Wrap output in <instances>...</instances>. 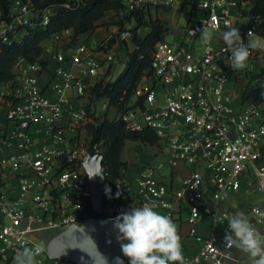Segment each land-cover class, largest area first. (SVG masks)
Wrapping results in <instances>:
<instances>
[{"label":"built area","instance_id":"built-area-1","mask_svg":"<svg viewBox=\"0 0 264 264\" xmlns=\"http://www.w3.org/2000/svg\"><path fill=\"white\" fill-rule=\"evenodd\" d=\"M47 1L8 0L7 16L3 17L0 10V42L20 43L36 21L47 26L52 10L38 7ZM66 1L63 7L70 8L89 0ZM121 1L124 12L133 15L178 2ZM187 2L190 10L183 33L172 42L163 39L154 46L149 72L139 80L122 111L92 94L102 64L80 36L68 34L65 49L51 55L56 69L47 82L42 79L45 67L38 62L19 57L13 63V79L0 87V107L5 106L3 117L10 128L2 134L4 148L0 152L8 154L0 160V264H14V257L24 247L41 246L35 233L79 227L85 220L95 219L93 209L91 214L86 212L92 204L82 165L88 154L82 138L91 141L87 128L95 125L96 119L119 121L131 133L150 130L156 135L154 147L161 159L158 164H147L138 180L136 195L143 204L167 208L171 218L180 215L181 206H186L191 226L205 217L213 228H223L221 235L212 233L200 238V252L184 264H251L248 256L236 255L235 248H225L231 218L225 205L231 197L251 189L264 199V102L242 98L243 87L264 71V42L253 34L258 47L250 50L248 66L232 69L228 64L231 53L224 51V42L214 47L212 42L197 45L196 40L204 26L217 34L237 28L242 21L239 0ZM243 28L241 36L247 44L250 30L246 24ZM69 32L73 31L68 29L52 37ZM129 39L130 30L118 33L117 40ZM110 41L111 37H106L102 45ZM97 110L102 114L97 116ZM39 123L47 128L36 129ZM67 130L76 138L66 154L68 160L59 166L58 160L65 155L63 148L69 145L64 135ZM15 146L23 149L22 156L12 154ZM89 153L102 155L103 148L90 144ZM100 170L103 173L102 167ZM164 170L168 171L167 182L156 177ZM14 182L15 194L10 195L6 187ZM118 186L124 194L125 184L120 181ZM122 212L124 209L108 210L103 219L115 220ZM247 218L264 234V208L250 207ZM123 258L129 264L128 258ZM36 264L70 263L53 261L43 249Z\"/></svg>","mask_w":264,"mask_h":264},{"label":"trees","instance_id":"trees-1","mask_svg":"<svg viewBox=\"0 0 264 264\" xmlns=\"http://www.w3.org/2000/svg\"><path fill=\"white\" fill-rule=\"evenodd\" d=\"M66 0H49L38 7H50L52 15L47 26H41L39 21L35 26L28 28L27 35L20 43L4 45L0 42V87L13 79L12 66L19 58L23 57L28 62H38L42 66V44L55 34L71 29L74 36L92 34L99 26L98 22L104 19L105 13L124 11L121 0H89L82 1L79 6L63 7ZM239 15L246 19V27L260 39H264V0H239ZM0 10L6 17L9 10L8 0H0ZM127 14V13H126ZM136 17V28L131 30L133 50L127 52L124 59L125 67L113 82L99 81L92 87V94L97 98H105L109 106L122 111L130 99L137 83L150 69L151 53L154 46L164 39L166 28L157 20L150 19L146 22L141 14H127ZM148 29V33L141 37L138 31ZM242 98L255 103L264 102V71L253 77L243 87ZM95 125L87 128L90 144L101 145L103 148L101 167L103 169L106 189L100 213L93 214L95 219L106 218L107 211L123 209L124 194L118 183L121 180V170L126 168L121 155L127 142L140 143L153 147L157 143L156 135L150 130L131 133L125 129L121 122L95 120ZM119 193V197H117ZM93 207L90 204L86 212L91 214ZM124 264H128L123 258Z\"/></svg>","mask_w":264,"mask_h":264},{"label":"clouds","instance_id":"clouds-1","mask_svg":"<svg viewBox=\"0 0 264 264\" xmlns=\"http://www.w3.org/2000/svg\"><path fill=\"white\" fill-rule=\"evenodd\" d=\"M199 31L200 40L205 45L210 44L213 34L208 27L204 26ZM192 34L195 35V31ZM218 35L226 45L224 51L231 53L228 57L230 67L234 70L245 69L251 55L250 50L258 47L252 40V31L247 34V44L236 27L221 31ZM95 175H89V178ZM119 195L117 193V197ZM113 227L118 232L117 241L120 242L121 251L128 258L129 264H184L182 238L177 225L170 216L159 213L148 204L122 212L115 218ZM224 245L229 250L236 248L242 251L250 258L251 264H264V234L242 212L235 213L230 218ZM42 252L41 246L24 247L14 257V264H36V257ZM104 260L107 264L106 259ZM115 264H124V261L116 257Z\"/></svg>","mask_w":264,"mask_h":264},{"label":"crops","instance_id":"crops-1","mask_svg":"<svg viewBox=\"0 0 264 264\" xmlns=\"http://www.w3.org/2000/svg\"><path fill=\"white\" fill-rule=\"evenodd\" d=\"M242 21H245L244 24H246V19L242 18ZM71 33L73 32L63 33L60 36H58V38L51 37V39L47 40L42 44L43 47L42 59L45 63L44 66L45 72L42 75V79L44 82H47L50 79V75L56 69V64L51 60V55L54 54L55 52H62L65 49L69 41L67 35ZM106 37L109 36H107L106 31L102 27H98L90 35L80 36V39L83 42H85V45L89 50V52H91L95 57L101 60L102 68L99 71L98 82L99 81L113 82L114 80H116V78L119 76V74L122 72V70L125 67V61H123L125 59L124 58L122 59L123 63L120 66L121 67L120 70L114 73L115 63L117 62L114 56L116 49L111 48V43L102 45ZM211 42L214 47H218L223 43V40L217 34L216 37L211 40ZM260 42H264V39H260ZM119 53L117 55H120ZM67 67H69V64L67 65ZM102 101H103L102 99L98 101L100 103L99 105L102 104ZM79 103L82 104L83 101H79ZM73 105L76 106L78 105V103L73 102ZM93 105L95 106V103H93ZM4 108H5L4 105L0 107V152L4 148L3 145L4 137L2 136V134L10 129L3 117ZM100 114H102L100 110H97V116ZM35 128L44 131L47 128V125L44 123H39L35 126ZM64 135H65V140L69 142V145L65 144V147L63 148L65 155L58 160L59 166H62L68 160V156H66V154H68V152L72 150L73 142L74 139L76 138V134L69 130L65 131ZM41 138H44V133L41 135ZM17 143L18 142H15V144ZM136 148H139L141 150L142 148H144V146L140 143L127 142L121 155L122 162L126 163V168H123L121 170V180H120L127 187V190L124 193V198L122 203L125 212L130 211L132 207H142L143 205H145L143 204L142 200L138 198V196L136 195L139 191L138 180L141 177L142 171L145 167V163L149 162L152 158H155V161L157 160V163L155 164H158L160 160L159 157H157L156 155L157 149L154 146L153 147L148 146L149 153L148 152L144 153L147 156V160H145V163H141V165L137 166L135 158L132 155V150ZM153 148L156 151L153 150ZM11 152L12 154H15V156H22L24 154L23 149L18 148L17 146H15V150ZM7 156H8L7 152H4L2 154L0 153V160L5 159ZM28 173L31 174V171L28 170ZM156 177L159 179L162 178L165 182H167L168 171L164 170L162 173L157 174ZM7 179H9V177ZM16 187L17 185L14 182L9 186H7L6 188L10 189V195H13L15 194ZM151 207H153V209L158 211L159 213L171 217L169 209L160 206H151ZM180 210H181V214L172 219L174 223L177 225L179 235L182 238L181 244H182V252L185 262L190 256L200 252L202 247V242L200 238L207 237L212 233L221 235L223 233V228H213L211 220L205 217L201 218L195 225L191 226L187 222L189 218V208L186 206H181ZM60 229L63 230L64 232L68 228H60ZM191 230H193V235H190ZM235 254L241 257L243 256V252L236 248H235Z\"/></svg>","mask_w":264,"mask_h":264},{"label":"rangeland","instance_id":"rangeland-1","mask_svg":"<svg viewBox=\"0 0 264 264\" xmlns=\"http://www.w3.org/2000/svg\"><path fill=\"white\" fill-rule=\"evenodd\" d=\"M188 0H178L176 4L172 7H155V8H147L144 13H142L143 19L148 22L150 19L159 21L166 28V35L164 36L165 41L172 42L177 35L183 33V26L187 18V14L190 10V5L187 2ZM245 21H241L237 26L240 33L243 31V27ZM98 26L104 28L107 36L111 37V48L116 49L115 52V70L114 73L120 70V66L122 65V59H124L127 55V52L133 50L134 46L129 39L128 41H119L117 40L118 33L124 30H133L136 28V17L128 16L123 10L119 12H106L104 19L98 22ZM213 34V38L216 37L217 33L212 30H209ZM148 33V29L141 28L138 31V34L141 37H144ZM200 37V36H199ZM197 38L196 44L200 45V38ZM120 52V53H119ZM120 55H117V54ZM124 61V60H123ZM82 145L85 151L89 154L90 149V139L85 137L82 138ZM144 148L141 150L139 148L132 150V155L135 158L137 166L141 165V163H145L147 160V156L144 153H149L148 146L143 145ZM153 150H155L153 148ZM156 151V150H155ZM156 157V156H155ZM159 157V156H157ZM159 159H161L159 157ZM155 158H152L149 162L145 163V167L147 164H155ZM144 167V168H145ZM252 206H261L264 208V199L262 196L256 192L254 189L249 190L246 194L235 195L231 197L228 201H226L225 208L227 212L231 215V217L238 212L244 213L246 216L248 214V210ZM63 230L60 228L55 229H47L42 232L35 233V238L40 243L41 247L45 249L47 252L52 248L55 239L59 238ZM247 255L243 253L242 257H246Z\"/></svg>","mask_w":264,"mask_h":264},{"label":"water","instance_id":"water-1","mask_svg":"<svg viewBox=\"0 0 264 264\" xmlns=\"http://www.w3.org/2000/svg\"><path fill=\"white\" fill-rule=\"evenodd\" d=\"M102 155L87 154L82 165L86 171L91 188V204L96 213L101 212L106 184L101 172ZM101 175H95V174ZM89 175H95L89 178ZM112 219L85 220L81 226L66 229L48 251L53 261H64L70 264H115V258L123 260L118 232L113 227ZM109 241H111L109 243Z\"/></svg>","mask_w":264,"mask_h":264}]
</instances>
